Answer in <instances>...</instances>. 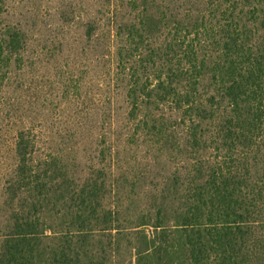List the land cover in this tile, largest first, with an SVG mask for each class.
Returning <instances> with one entry per match:
<instances>
[{"label": "trees", "instance_id": "1", "mask_svg": "<svg viewBox=\"0 0 264 264\" xmlns=\"http://www.w3.org/2000/svg\"><path fill=\"white\" fill-rule=\"evenodd\" d=\"M86 13L106 87L83 162L78 144L39 152L19 124L6 87L28 33L0 0V131L15 127L0 264H264V0H91ZM154 160L167 165L155 181Z\"/></svg>", "mask_w": 264, "mask_h": 264}, {"label": "rangeland", "instance_id": "2", "mask_svg": "<svg viewBox=\"0 0 264 264\" xmlns=\"http://www.w3.org/2000/svg\"><path fill=\"white\" fill-rule=\"evenodd\" d=\"M91 0H8L9 18L19 22L28 33L26 64L13 72L6 87L7 96L18 99L16 113L20 123L34 126L39 152L56 150L64 144H78L84 150L81 161L96 154L97 143L90 133L100 127L105 93L103 63L86 46L83 38L86 10ZM102 44V43H101ZM102 51L98 46L97 51ZM99 56V55H98ZM78 80V96L82 106L74 107L68 97ZM66 84V85H65ZM19 85V87H18ZM114 102L121 103L122 85L115 89ZM21 95V96H20ZM19 97V98H18ZM21 105L22 109L19 110ZM73 137L66 130L80 128ZM15 127L0 131V189L13 165ZM141 160L143 150L140 147ZM150 175L159 178L167 170L164 161L154 160Z\"/></svg>", "mask_w": 264, "mask_h": 264}]
</instances>
